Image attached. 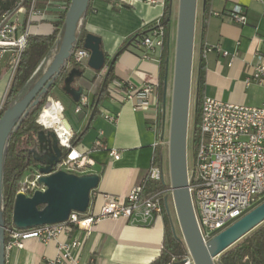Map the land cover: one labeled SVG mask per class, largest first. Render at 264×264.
Segmentation results:
<instances>
[{
	"label": "crops",
	"instance_id": "0c3cea01",
	"mask_svg": "<svg viewBox=\"0 0 264 264\" xmlns=\"http://www.w3.org/2000/svg\"><path fill=\"white\" fill-rule=\"evenodd\" d=\"M178 3L179 0H174L169 26L170 56L164 100L159 94L161 55L142 58L141 48L136 42L119 54L118 51L135 34L150 30L156 20L164 15L165 0H92L88 14L80 23L79 32L85 30L101 37L102 48L108 56L101 72L95 73L90 67H84L83 77L76 79L75 86L82 85L85 87L84 93H89L90 105L112 63L114 79L136 87L144 83L158 86L157 93L152 96V105L147 109L137 107L133 100L119 102L110 99L107 94L100 105L91 126L96 137L93 141L95 150L90 154L95 165L90 173L98 174L100 182L91 193L90 214L100 211L104 194L116 195L121 203H126L131 190L142 182L152 164L158 139L155 126L163 128L161 117L164 115L159 110L171 104L174 74L172 44ZM236 6H241L247 15L246 24L232 18L231 12ZM45 12L47 24L54 25L60 21L54 8ZM263 37L264 0H199L193 59L195 94L199 65L203 60V96L233 104L264 105V84L254 80L248 82L259 61L258 53L264 55V43L260 41ZM207 47L212 50L205 52ZM224 52H228V55H224ZM48 58L49 53L42 61L45 66ZM77 103H74V108ZM90 105L79 113L75 112L80 115L77 133L90 121ZM106 114L116 116V120L109 121ZM99 139L102 146L98 148L95 143ZM79 147L90 149L83 144ZM111 149L120 153L119 159L110 155ZM73 239L81 240L82 245L74 250V259L65 258L64 264H87L90 260L94 264H150L162 252L165 223L160 214L154 212L145 216L140 207L130 216L100 220L92 226L90 234L85 229L75 227L72 232L61 234L50 242L38 238L26 239L23 247L14 246L8 252L6 264H43L55 260L60 254V243Z\"/></svg>",
	"mask_w": 264,
	"mask_h": 264
},
{
	"label": "built area",
	"instance_id": "2783aa9c",
	"mask_svg": "<svg viewBox=\"0 0 264 264\" xmlns=\"http://www.w3.org/2000/svg\"><path fill=\"white\" fill-rule=\"evenodd\" d=\"M0 1L12 2L11 7L0 10V75L3 72L10 75L7 90L0 98L1 118L10 83L30 35L53 32L55 26L46 23L45 11L54 8L60 19L61 15L68 11L70 0ZM40 1H43V7L39 6ZM231 16L236 22L247 23V15L241 6H236ZM166 40L170 42V30L162 16L139 42L142 58L149 59L154 55H161ZM260 41L264 43V37ZM211 50L212 48L207 47L205 52ZM224 55H228V52H224ZM90 56L91 51L84 46L75 47L67 67L87 68ZM258 60L253 77L248 82L254 80L264 84V55L261 52L258 53ZM3 63L5 66L2 68ZM157 88V85L151 83L136 87L113 79L108 84L107 96L119 102L133 100L137 107L147 109L152 105V96L157 93ZM52 100L54 99L50 97L48 104ZM89 105V93H84L76 104L75 112L79 113ZM159 111L164 115L163 128L155 126L158 129L155 148L161 146L168 149L167 128L168 123L170 125L171 105L164 106ZM197 116V120L196 113L194 119L192 115L191 120L189 118L188 140L191 139L192 142L193 164L190 166L188 162L187 145L188 182L198 227L207 242L264 201V105L233 104L211 96H203ZM105 117L109 121L116 120V116L111 114H106ZM37 123L46 130L53 131L59 145L66 152L53 166V172L63 170L77 175L90 173L95 165L90 154L95 147L91 150L74 146L72 140L75 131L71 126L70 133L61 135L56 128L47 127L41 122L40 115ZM95 145L98 148L102 146L100 139ZM110 155L115 159L120 158V153L116 149H111ZM41 177L42 173L36 166H29L20 181L15 198L18 193L33 196L38 190H46V185L40 181ZM150 179L163 181L165 186L155 193L144 196L145 184ZM164 202L172 204L175 208L170 174L164 163L159 164L153 158L147 175L131 190L126 203H121L116 195L104 194L101 209L96 214L73 211L68 220L59 223L25 229L18 228L14 223L5 226L6 255L14 246L23 247L24 241L29 238L50 242L61 234L72 232L75 227L85 229L90 234L92 226L100 220L130 216L132 211L140 207L143 208L145 216H150L154 212L161 215ZM81 245L79 239L61 242L58 257L43 264H64L65 258L73 260L74 250ZM87 264H94V261L90 260ZM181 264H195L188 248Z\"/></svg>",
	"mask_w": 264,
	"mask_h": 264
},
{
	"label": "water",
	"instance_id": "95a60500",
	"mask_svg": "<svg viewBox=\"0 0 264 264\" xmlns=\"http://www.w3.org/2000/svg\"><path fill=\"white\" fill-rule=\"evenodd\" d=\"M90 1H71L61 44L52 61L32 88L13 106L7 108L0 118V264H6V225L2 202L4 155L8 137L29 113V108L37 106L41 97L55 84L66 60L71 57L80 23ZM197 8L198 0H179L169 125V174L183 240L194 263L217 264L218 257L225 250L264 222V201L207 242L203 239L189 190L187 163ZM101 43V37L92 33H88L84 40V47L91 51L88 67L96 71L103 70L106 65ZM83 75L82 70L74 67L64 81L62 89L75 102H79L85 92L84 86H75L76 79ZM47 104L48 102L45 106ZM66 122L70 126L67 120ZM51 133L56 137L53 131ZM52 151L54 155L47 162L36 166L42 173L40 181L46 185V190H38L33 196L18 193L15 198L13 223L18 228L63 222L68 220L73 211L85 213L89 209L91 193L98 187L100 176L95 173L77 175L63 170L53 172V166L60 161L62 150L56 146ZM41 205L44 207L40 208Z\"/></svg>",
	"mask_w": 264,
	"mask_h": 264
},
{
	"label": "trees",
	"instance_id": "16d2710c",
	"mask_svg": "<svg viewBox=\"0 0 264 264\" xmlns=\"http://www.w3.org/2000/svg\"><path fill=\"white\" fill-rule=\"evenodd\" d=\"M71 1L69 5H71ZM92 1V0H91ZM83 16V19L90 10V4ZM208 1V0H206ZM42 2H39V6ZM12 6V2H1L0 10L7 9ZM174 12V0H165L164 23L169 27ZM66 14L61 15L60 21L54 23L55 30L51 33H32L28 39V44L24 49L17 68L14 72L10 88L7 94V100L4 111L13 106L20 100L35 84V82L44 73L45 62L43 59L47 57L50 49L57 45V50L61 44V40L65 29ZM80 29V28H79ZM150 30L139 32L135 34L130 41L123 45L118 54L123 52L128 46L134 42L139 43ZM88 33L85 30L77 33V42L75 47L84 46V40ZM74 47V48H75ZM101 49L102 43H101ZM104 50V49H103ZM105 52V51H104ZM117 54V55H118ZM116 55V56H117ZM169 56L170 47L169 41L166 40L165 46L160 56L161 75L159 84L160 98L164 100L165 97V80L169 69ZM106 61L108 56L105 52ZM71 58V57H70ZM70 58L66 60L65 65L62 67L60 75L58 76L55 84L49 91L41 97L40 103L37 106H31L29 113L25 115L19 124L10 133L4 155V170H3V202L2 208L4 212L5 225L13 224V210L15 195L19 189L20 181L29 166H40L43 158H46L43 152V137L47 131L43 126L37 123L39 115L48 99L52 97V90L55 86H64V81L68 76L70 70L67 67ZM84 72V68L74 66ZM73 67V68H74ZM102 70L98 71L101 72ZM114 79V63L110 64L102 82L96 92L94 99L91 103L92 113L88 125L80 132H75L73 137V145L77 146L80 140L84 137L85 133L91 128L92 122L97 116L100 105L102 104L106 94L108 84ZM204 82V63L200 61L197 87H196V120L198 119L197 113L200 107L203 93ZM163 117H161V121ZM162 124V122H161ZM42 137V139H41ZM59 146L56 137H53V145L51 148ZM62 153V157L65 155ZM153 158L159 164H163L165 160V149L157 146L154 151ZM163 181L148 180L145 184L144 196L155 193L164 188ZM43 208L44 205L39 206ZM161 216L165 223V239L161 254L153 260L150 264H181L182 258L187 254V246L181 236L177 234L174 229L172 218L171 205L164 202L162 207ZM7 241V238H6ZM175 259V260H173ZM217 264H264V222L254 228L251 232L243 236L239 241L233 244L230 248L225 250L218 258Z\"/></svg>",
	"mask_w": 264,
	"mask_h": 264
},
{
	"label": "rangeland",
	"instance_id": "374dc122",
	"mask_svg": "<svg viewBox=\"0 0 264 264\" xmlns=\"http://www.w3.org/2000/svg\"><path fill=\"white\" fill-rule=\"evenodd\" d=\"M176 32H177V15H176V21H175V26H174V40H173V44H172L173 62H174V59H175ZM56 51H57V45L53 46L50 49L49 58L47 60V64H46V66L44 68V71L46 70V68L48 67L50 62L52 61ZM3 66H5V63H3L1 65L2 68H3ZM93 71L95 73L98 72L96 70H93ZM195 77H196V75H195V62H194V65H193V76H192L191 108H190V117L192 115L193 119L195 118V108H196V105H195L196 104V94H195V89H194V86H193V82H194ZM9 82H10V75L8 73L4 74V72H3L0 75V98H1V96L3 94H5V92L7 90V87L9 85ZM51 94H52V98H54L55 100L59 99L62 102V104L65 107V111L63 112L64 119H66L68 121L70 126L76 132H78V129L80 128V120H79V118H80L79 116L80 115L75 113V108H74L75 101L72 99V97L69 94H67L63 89H61L60 86H55L54 89L52 90ZM190 120H191V118H190ZM167 129H169V123H168V128ZM93 132H94V128H91L86 133L87 135H85L80 140V142H79V144L77 146H80V145L83 144V145L89 147L92 150L94 148L93 141H94V138L96 137ZM190 133H191V129H190ZM164 149H165L164 164H165V168L169 171L168 149H166V148H164ZM188 162H189L190 166L193 164V153H192V142H191V139L188 140ZM171 210H172V218H173V223H174V229L177 232V234L183 238V234H182V231H181V228H180V224H179V221H178V218H177V214H176L175 208H174V206L172 204H171Z\"/></svg>",
	"mask_w": 264,
	"mask_h": 264
},
{
	"label": "bare ground",
	"instance_id": "6f19581e",
	"mask_svg": "<svg viewBox=\"0 0 264 264\" xmlns=\"http://www.w3.org/2000/svg\"><path fill=\"white\" fill-rule=\"evenodd\" d=\"M63 105L57 100H52L47 106L42 110L41 122H43L47 127H54L57 131L63 135L65 133H70L71 129L68 126L63 115ZM63 139L65 138L62 136Z\"/></svg>",
	"mask_w": 264,
	"mask_h": 264
},
{
	"label": "flooded vegetation",
	"instance_id": "af4514ba",
	"mask_svg": "<svg viewBox=\"0 0 264 264\" xmlns=\"http://www.w3.org/2000/svg\"><path fill=\"white\" fill-rule=\"evenodd\" d=\"M53 145V135L51 133V130H47L43 137V152L44 155H46V158H43V162H47L48 158L54 155V152L52 151L51 146ZM64 150H62V153ZM62 157V156H61ZM61 160V158H60Z\"/></svg>",
	"mask_w": 264,
	"mask_h": 264
}]
</instances>
